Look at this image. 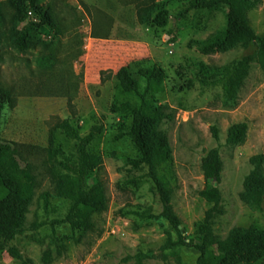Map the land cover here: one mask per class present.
Segmentation results:
<instances>
[{"label":"rangeland","instance_id":"1","mask_svg":"<svg viewBox=\"0 0 264 264\" xmlns=\"http://www.w3.org/2000/svg\"><path fill=\"white\" fill-rule=\"evenodd\" d=\"M38 1L54 9L60 33L41 26L36 46L20 52L3 41L0 22V52L9 49L30 59L28 67L21 61L19 67L2 63L0 69V80L3 75L8 80L28 79L25 93L14 105L6 102L0 112V137L14 144L21 164L35 175L26 225L46 217L40 199L46 190L59 209L51 217L66 213L68 201L58 196L62 175L53 173L49 154V148L65 152L77 148V141L57 127L63 119L80 132L102 123L103 131L89 149L100 157L95 174L103 183L107 203L105 209L86 216L85 227L74 229L66 223L54 231L44 227L17 236L13 242L23 260L4 252L0 264H196L198 251L176 244L177 232L160 215L161 199L147 169L129 162L139 155L132 136L115 139L121 131L127 133L132 117L113 112L111 105L133 101L135 96L123 92L115 74L102 81L101 72L116 73L122 66L135 76L142 66L164 69L165 89L157 96V104L173 117L157 127L164 131L170 148L161 172L172 190L182 233L196 239L212 206L206 191L215 181L206 177L203 160L215 148L221 161V203L212 222L215 235L224 240L235 227H264V200L256 205L244 197L247 179L258 162L264 177V68L252 61L232 97L221 85L200 81L203 75H217L223 67L254 54L257 45L238 42L209 54L193 45L226 27V9H197L181 15L189 0ZM161 7L170 11L164 27L151 22ZM0 13L8 21L14 15L19 31L29 20H40L34 6L20 0H0ZM248 19L257 33H264V0L249 10ZM10 25L7 22L5 28ZM48 58L49 68L44 66ZM238 122L247 124L246 139L230 145L228 129ZM213 125L218 128V140ZM253 157L257 159L252 161ZM257 264H264V259Z\"/></svg>","mask_w":264,"mask_h":264},{"label":"trees","instance_id":"2","mask_svg":"<svg viewBox=\"0 0 264 264\" xmlns=\"http://www.w3.org/2000/svg\"><path fill=\"white\" fill-rule=\"evenodd\" d=\"M24 4L34 6L35 14L40 20H29L19 31L12 15L9 18L0 13L3 23V41L20 52L36 46V34L41 26H49L60 33L58 17L50 5L39 4L38 0H20ZM260 0H189L181 15L191 10L225 8L227 25L210 34L206 39L193 42L201 53L209 54L224 50L238 42H254L257 51L239 59L232 66H225L221 73L200 78L204 85H221L228 97H232L236 87L242 82L252 61L257 60L264 68V33H257L250 25L248 12ZM21 18V17H20ZM170 19V11L159 8L151 22L164 27ZM142 20V19H141ZM63 21V20H62ZM143 20L142 22H146ZM9 22L11 25L5 28ZM96 36H104L97 34ZM21 61L28 67V57L15 54L9 49L0 52V69L3 67H19ZM48 58L45 67H52ZM108 72L106 76L104 73ZM115 74L119 87L123 92L135 96V100L125 99L115 101L111 105L113 112L129 114L132 117L127 133L121 131L115 139L129 134L138 150V157L129 160L134 166L147 169L146 175L152 179L162 203L161 216L166 218L178 234L176 244L194 247L198 251L196 264H257L264 259V227L250 225L233 228L228 237L219 239L212 228L213 217L220 208L221 192L218 187L220 179L221 161L218 148L209 152L203 160L206 177L213 179V186L206 191L212 206L207 212L204 222L199 228L196 239L189 238L182 233L180 221L172 206L171 188L165 174L161 172L162 164L170 157V148L164 131L158 130V124L165 119H171L173 114L163 106L157 104V96L165 89L164 69L159 65L142 66L137 70V76L132 74L128 66L120 67L116 73L101 72L104 81ZM28 82L27 77L22 80L12 78L0 80V112L6 102L14 105L16 98L25 93L23 88ZM25 83V84H24ZM58 128L70 138L77 141V148L73 152L62 149L49 148L53 157V173L61 174L58 182V196L68 201L66 213L58 212L53 205L52 194L46 190L41 193L43 209L46 217L31 225H26V214L35 196V175L30 167H24L18 156L14 144L0 137V254L8 252L13 258L23 260V255L14 244L17 236L28 231L38 232L47 227L56 230L62 224H70L74 229L87 225L86 216L105 209L107 198L103 183L95 174V168L100 163L99 155L90 151V145L103 131L102 123L94 124L88 132H80L68 119L58 122ZM213 136L218 140L219 131L212 126ZM247 134L246 122L232 124L227 132L226 143L238 145L245 141ZM257 157H253L255 161ZM260 162L248 177L244 197L253 204L260 205L264 200V177L260 172Z\"/></svg>","mask_w":264,"mask_h":264},{"label":"built area","instance_id":"3","mask_svg":"<svg viewBox=\"0 0 264 264\" xmlns=\"http://www.w3.org/2000/svg\"><path fill=\"white\" fill-rule=\"evenodd\" d=\"M29 13H32L31 11H29Z\"/></svg>","mask_w":264,"mask_h":264}]
</instances>
